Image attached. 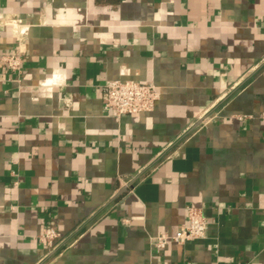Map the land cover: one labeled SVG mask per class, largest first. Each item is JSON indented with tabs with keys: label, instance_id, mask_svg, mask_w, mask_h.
<instances>
[{
	"label": "crops",
	"instance_id": "obj_1",
	"mask_svg": "<svg viewBox=\"0 0 264 264\" xmlns=\"http://www.w3.org/2000/svg\"><path fill=\"white\" fill-rule=\"evenodd\" d=\"M0 16L30 27L0 26V264H264V0H0ZM116 82L151 86L154 110L106 113ZM191 208L207 238L157 247Z\"/></svg>",
	"mask_w": 264,
	"mask_h": 264
},
{
	"label": "built area",
	"instance_id": "obj_2",
	"mask_svg": "<svg viewBox=\"0 0 264 264\" xmlns=\"http://www.w3.org/2000/svg\"><path fill=\"white\" fill-rule=\"evenodd\" d=\"M8 26L18 36H26L30 27L23 19L16 18L5 20L0 16V26ZM3 62L13 72H21L22 59L17 56H8ZM158 101V93L151 87L138 82H116L105 90L104 110L117 117L137 115L152 112ZM264 121V116H262ZM208 223L200 209L191 208L188 211V222L173 236L159 238L157 247L164 248L170 242L185 244L193 241H201L207 238ZM61 236L54 228H48L42 235V241L52 249L56 247Z\"/></svg>",
	"mask_w": 264,
	"mask_h": 264
}]
</instances>
